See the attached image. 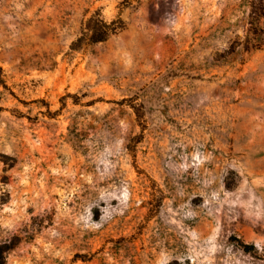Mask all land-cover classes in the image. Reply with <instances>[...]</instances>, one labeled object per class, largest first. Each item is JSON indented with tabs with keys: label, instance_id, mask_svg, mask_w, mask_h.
Segmentation results:
<instances>
[{
	"label": "rangeland",
	"instance_id": "374dc122",
	"mask_svg": "<svg viewBox=\"0 0 264 264\" xmlns=\"http://www.w3.org/2000/svg\"><path fill=\"white\" fill-rule=\"evenodd\" d=\"M250 2L0 0L4 264H264Z\"/></svg>",
	"mask_w": 264,
	"mask_h": 264
},
{
	"label": "trees",
	"instance_id": "16d2710c",
	"mask_svg": "<svg viewBox=\"0 0 264 264\" xmlns=\"http://www.w3.org/2000/svg\"><path fill=\"white\" fill-rule=\"evenodd\" d=\"M249 3V19L248 23L250 29L248 32L252 38L254 49H260L264 45V29L259 26L260 20L264 18V2L263 0H251ZM117 22L107 23L103 18L95 13L91 16L84 27L82 36L76 40L72 45L73 49H79L83 43L89 42L91 44L103 43L114 34L117 29ZM9 248L6 245H0V264L5 263V257Z\"/></svg>",
	"mask_w": 264,
	"mask_h": 264
}]
</instances>
